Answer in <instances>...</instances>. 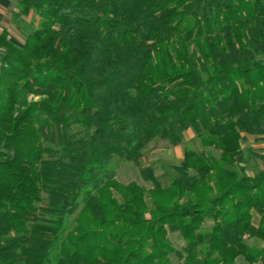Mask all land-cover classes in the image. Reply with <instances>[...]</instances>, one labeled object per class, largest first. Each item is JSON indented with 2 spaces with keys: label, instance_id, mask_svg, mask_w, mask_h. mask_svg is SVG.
I'll use <instances>...</instances> for the list:
<instances>
[{
  "label": "trees",
  "instance_id": "obj_1",
  "mask_svg": "<svg viewBox=\"0 0 264 264\" xmlns=\"http://www.w3.org/2000/svg\"><path fill=\"white\" fill-rule=\"evenodd\" d=\"M17 9L42 23L3 45L0 264H264V175L245 170L264 155L241 147L264 137V0ZM187 131L217 155L185 150L166 186L116 180Z\"/></svg>",
  "mask_w": 264,
  "mask_h": 264
},
{
  "label": "rangeland",
  "instance_id": "obj_2",
  "mask_svg": "<svg viewBox=\"0 0 264 264\" xmlns=\"http://www.w3.org/2000/svg\"><path fill=\"white\" fill-rule=\"evenodd\" d=\"M23 18L18 24L21 41L24 43L26 38L33 32L39 29L42 20L37 14L30 13L28 16L19 17ZM28 101L37 102L39 98L28 96ZM241 147L244 152H255L264 155V137H254V136H243L241 140ZM185 150H191L194 152H215L207 149H203L195 134L192 131H187L184 134V140L178 147H165L164 143L158 142L157 146H152L149 150L144 153V156L140 160L139 164L132 163H122L115 160L112 164L114 171L116 173V180L121 184L136 183L137 185L149 189L151 185L144 182L140 176V170L142 168H152L156 178L159 182L166 186L169 180L176 176L174 168L178 167L182 161L183 153ZM246 172L250 175L252 174H263L264 165L262 162L256 159H252L250 164L246 166ZM254 224L257 223V218H254ZM209 226V224L205 225ZM169 241L176 250H180L182 247V240L176 234L168 235ZM248 244L257 248L262 247V243L258 241H248ZM171 261L175 263V259L171 257ZM177 263V262H176ZM237 264H246L242 259L236 261Z\"/></svg>",
  "mask_w": 264,
  "mask_h": 264
},
{
  "label": "crops",
  "instance_id": "obj_3",
  "mask_svg": "<svg viewBox=\"0 0 264 264\" xmlns=\"http://www.w3.org/2000/svg\"><path fill=\"white\" fill-rule=\"evenodd\" d=\"M19 0H0V66L5 55L3 45L11 44L21 48L23 42L20 40V29L17 23L23 18H17V4ZM264 175V172L263 174Z\"/></svg>",
  "mask_w": 264,
  "mask_h": 264
}]
</instances>
